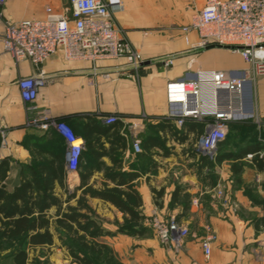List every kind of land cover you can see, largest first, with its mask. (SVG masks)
<instances>
[{"label": "crops", "instance_id": "1", "mask_svg": "<svg viewBox=\"0 0 264 264\" xmlns=\"http://www.w3.org/2000/svg\"><path fill=\"white\" fill-rule=\"evenodd\" d=\"M122 1L124 10L115 15V23L142 55L141 67L132 71L123 59H103L98 65L113 77L93 79L88 61H68L55 52L42 64L45 82L34 102L38 109L48 110L53 120L67 124L84 140L82 154L87 152L88 144H94V159L86 161L82 157L79 165L78 173L88 175L84 183L78 173H67V143L63 136L52 127L42 130L26 124L18 81L32 74L34 68L26 59L15 60L1 44L9 23L41 18L46 6L59 11L67 0H5L0 5V160L6 158L12 165V159H19L24 163L23 173L29 174L27 164H50L55 159L56 172L67 179L68 190L65 184L63 190H67L68 197L62 201L58 180L54 182V194L62 204L70 206H74L85 186L96 190L115 186L116 181L108 177L109 171L136 174L128 184L142 200L139 208L147 229L139 234L116 232L114 219L123 213L108 201L85 196L106 206L107 211L102 209L99 213L104 220L101 225L111 233L99 239L111 247L119 264H264V172L253 165V154L247 152L241 158L227 157L218 162L197 151L196 146L194 151L189 150L191 140L201 134L198 122L187 119L178 125L167 117V82L193 78L198 70L209 69L224 70L233 76L248 75L249 64L228 48H192L197 33L185 32L183 27L205 0ZM166 57H172L168 67L163 65ZM223 97L237 104V95L226 92ZM239 98L242 112L259 116L264 126V75L247 80ZM109 115L119 119L106 124L104 118ZM242 119L237 116L232 121ZM158 123L162 127L156 131L160 144L149 146L146 139L152 132L151 125ZM261 135L258 140L263 138ZM134 140L139 141L140 151L134 150ZM246 141L248 138L242 136L230 138L223 152L234 154ZM232 164L241 169L234 172ZM52 169L55 168L45 167L40 173L49 174ZM16 170L17 176L20 167ZM78 191L80 194L76 195ZM218 191L226 201L224 205ZM155 192H160V196ZM50 208L57 210L55 205ZM154 215L173 216L188 230L181 248L158 240L149 226ZM55 218H49L53 243L30 249L29 263L38 258L47 264H77L68 249L59 244V234L51 230ZM210 234L214 237L209 255L205 256L201 242Z\"/></svg>", "mask_w": 264, "mask_h": 264}, {"label": "built area", "instance_id": "2", "mask_svg": "<svg viewBox=\"0 0 264 264\" xmlns=\"http://www.w3.org/2000/svg\"><path fill=\"white\" fill-rule=\"evenodd\" d=\"M4 1L0 0V5ZM123 10L122 0H67L59 11L46 6L41 18L9 23L1 38L5 52L17 61L28 60L34 68L32 74L18 81L27 113L26 124L42 130L52 127L63 136L67 143L65 166L67 173L72 176L78 173L84 140L67 124L56 122L48 110H40L34 103L39 87L45 82L42 64L49 56L59 52L68 61H88L93 79L96 76L112 79L111 72L101 70L98 65L103 59L120 58L132 71L138 70L144 59L125 39L114 19ZM183 30L197 33L198 39L192 48L201 50L212 45L228 47L249 64L248 75L233 76L227 71L216 69L198 70L193 78L166 84L169 105L167 117L178 125L187 119L201 123L203 131L195 145L196 149L213 158L218 143L226 137L228 122L237 116L248 117L242 112L239 98L245 82L264 75V0H205L200 8L194 10L190 23ZM171 63L172 57L163 59L165 67ZM226 92L238 96L236 105L224 100ZM249 116L260 126L259 116ZM118 119L116 115H109L104 118V122L113 124ZM259 140L263 145L259 151L262 155L264 139ZM132 145L135 151H140L138 140H134ZM217 194L224 205L226 201L222 192L218 191ZM151 226L162 244L175 249L184 245L188 230L173 216L154 215ZM213 237L210 234L201 242L205 256L209 255ZM261 242L264 248V239Z\"/></svg>", "mask_w": 264, "mask_h": 264}, {"label": "trees", "instance_id": "3", "mask_svg": "<svg viewBox=\"0 0 264 264\" xmlns=\"http://www.w3.org/2000/svg\"><path fill=\"white\" fill-rule=\"evenodd\" d=\"M234 122L240 124L244 121ZM248 124L250 125L249 129L257 126L251 121ZM159 125V123L151 125L152 132L146 139L149 146L160 144L159 136L156 134L157 128L161 127ZM197 125L202 133L203 125L201 123ZM260 127H263L261 136L264 138L262 120ZM229 137L227 132L225 139L218 143L213 159L219 162L227 157L241 158L244 153L251 152L253 165L264 172V154H259L263 145L258 140V135H250L248 141L242 145L243 147H238L236 153L225 154L223 148L230 139ZM92 146L94 144H88L87 152L81 154L80 162L82 157L87 158L86 161L88 158L94 159L96 150ZM145 147L147 148L146 145ZM54 160L49 163L52 165ZM50 164L44 162H36L34 165L27 164L25 167L31 173L24 174L23 169H20L19 175L12 178L10 160L6 158L0 160V264H47L45 259L39 260L38 258H33L29 263L28 252L37 246L53 243L52 233L49 230L50 219L46 215V211L53 205L57 206L55 227L62 232L60 237L67 236L66 248L74 262L77 264H119L111 247L99 239L100 236L109 234L111 231L103 228L92 214L85 203V196L89 195L110 202L123 213L126 224L133 225V229L129 230L117 227L116 232L139 234L143 231V228L138 227L142 221L139 208L142 200L137 190L128 184L136 177V174L109 171L108 177L116 181L115 186L100 190L85 186L81 190L77 204L68 205L67 210L61 212V201L54 194L53 188L55 180L61 181L63 175L56 172L58 169L56 170L57 167L54 164L52 166ZM235 166L232 164L234 172H238L241 166ZM45 167L55 169L51 170L52 173L41 174L40 172ZM78 174L81 183H84L88 175L82 174L80 171ZM122 185H125L126 188H121ZM155 193L157 197L161 194L160 192ZM43 254V251H40V255L43 256Z\"/></svg>", "mask_w": 264, "mask_h": 264}, {"label": "rangeland", "instance_id": "4", "mask_svg": "<svg viewBox=\"0 0 264 264\" xmlns=\"http://www.w3.org/2000/svg\"><path fill=\"white\" fill-rule=\"evenodd\" d=\"M239 121H241V122L244 121V122L240 123V124L239 123L236 124L234 121L233 122H228V124H227V132H228V134L230 136L229 138H234V137H237V136L238 137L242 136V137H245V138H249L250 135L251 136L252 135L253 136L254 135L255 136L258 135L259 136L262 133V128L263 127H260V126H256V128L249 129L250 125L248 123H250V121L255 123L253 117H250L248 115V117H246V118L243 117V119L239 120ZM197 140H198V138H194V139L191 140L190 145L188 146L189 150H192V151L195 150V145L197 143ZM236 144L237 143H233V145H236ZM0 150H1V145H0ZM30 162H31V159L29 160V163ZM23 164L24 163H22L21 160H19V159H12V168H11V170H12V178H15V176H16L15 175L16 172H17L16 167L19 166L20 169H21ZM60 184L62 185L60 187L61 188L60 195H61L62 201H64L63 199L68 197V194H67V190H68L67 179L66 178H62L61 181H60ZM64 184H65V187L67 189L66 191L63 190L64 189V187H63ZM79 194H80V192L78 191L76 193V195H79ZM85 203L89 207V209L91 210V212L95 216V218L102 224V221H104V220L100 216L99 213L102 212V211H100L102 209H104V212H106L107 211L106 206L100 205V203H97L95 200L94 201H89L88 199H86ZM76 204H77V201L75 199L74 202H73V205H76ZM68 205L69 204H62L61 203L60 211L61 212L62 211H66ZM56 213H57V210L55 208H49L46 211V215L48 216V218H50L52 220H53V217L56 216ZM108 216H111V218L113 217L111 214H109ZM116 217H117V219L116 218L114 219V223H115L114 225H115L116 228L118 227V228H122L124 230L133 229V227H132L133 225H127L126 224L124 215L122 216V215L118 214V215H116ZM144 222L145 221L142 220L141 223H139V225H138L139 228H143L142 230L147 229L146 227H144ZM149 226L152 227L151 226V220H149ZM113 229H114V227H113ZM51 230H52L53 233L59 234V239H58L59 244H61L62 246L66 247V244H65L66 242L65 241H66V237L67 236L63 235L62 237H60L62 232L60 231V229L54 227V225L51 226Z\"/></svg>", "mask_w": 264, "mask_h": 264}, {"label": "water", "instance_id": "5", "mask_svg": "<svg viewBox=\"0 0 264 264\" xmlns=\"http://www.w3.org/2000/svg\"><path fill=\"white\" fill-rule=\"evenodd\" d=\"M222 47V46H217V45H212L211 47ZM224 48H228V47H224ZM83 148H84V146H83Z\"/></svg>", "mask_w": 264, "mask_h": 264}]
</instances>
